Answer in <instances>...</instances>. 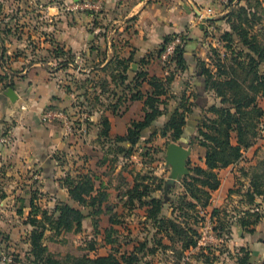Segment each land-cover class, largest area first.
Here are the masks:
<instances>
[{
    "label": "trees",
    "instance_id": "obj_1",
    "mask_svg": "<svg viewBox=\"0 0 264 264\" xmlns=\"http://www.w3.org/2000/svg\"><path fill=\"white\" fill-rule=\"evenodd\" d=\"M253 2L254 5L247 1L245 4L239 2L221 19L210 21L214 25L225 23L228 28L219 37V43L221 49L225 51V56H220L222 50L212 49L218 59L215 61L212 59L213 56H210V63H208L210 66L204 61L200 63L206 88L214 93L217 100L204 113L206 115H195L192 104L186 97L181 99L176 109L169 111V102L175 98L171 95L173 76L161 78L150 76L148 71L138 70L134 72L136 74L132 80V82L135 81V87H131L133 83H128L126 75V72L130 70L131 59L114 61V69L119 73L113 75V82L116 86L113 90L107 83H101V85L97 83L95 77L84 79L83 84H89L91 88L96 89L98 84L100 85V95L96 96L99 101H102L100 96L114 94L118 97L115 89H122L123 95L115 101L114 105H111V110L114 112L122 97L127 94L130 95V101H144L142 119L132 121L126 135H116L112 139L116 144L113 148L118 154L132 153L143 134L150 131L160 118L169 115L164 126L152 132L151 136L160 134L161 138L168 139L170 142L197 145L203 148L205 150L204 166L195 165L190 169L191 174L183 184V193L178 196L175 203H171L170 216L164 213L163 201L151 196L154 192L151 189L152 185L146 183L143 177L141 180L138 178L134 180L133 186L128 191L127 199L131 207L137 202L141 207H147L146 220L156 231L152 240L139 241L132 252L121 253L112 248L107 255L97 254L98 249L93 241L88 245V253H96L95 256L85 254L81 257H70L66 263H62L54 258L44 246L47 225L56 232H81L84 220L93 215L94 210L101 211L108 198L102 187L96 188V181L91 174L77 173L76 177L67 176L64 186L69 188L70 199L82 208L91 210L92 213L85 214L83 210L64 202L57 205L56 216H49L46 211L38 210L41 215L37 213V210L34 211L35 213L29 218V224L33 227L29 238L31 246L29 256L33 259V264H137L140 254L145 256L147 252V255H156L159 252L168 251L174 252L181 262L186 253L193 250L198 251L196 255H192L197 261L203 264H214L210 258L215 256L216 251L212 247H200L199 226L200 221L204 220L201 217V211L212 206V194L221 187L219 171L238 164L243 159L244 152L262 139L260 127L264 123V109L259 105V100L264 98V0ZM1 14L2 5L0 4ZM0 21L2 25H5L4 29H0V46H4L6 40L17 33L15 28L12 29L9 24L6 25L5 17ZM41 35L46 38L45 41L54 44L50 33L42 32ZM28 37L31 39L33 36L28 35ZM171 39L172 35L165 38L157 52L158 56L164 53ZM182 41L183 43L176 49L175 56L179 58L178 65L184 72L187 69L185 55L192 52V49L198 45V40L187 36L182 38ZM54 46L52 55L62 68H69L71 64H74L75 59L70 51ZM2 59L3 65L1 66H5L4 62L9 57L3 54ZM6 75L0 74V80L7 78ZM145 84L149 88L143 90ZM5 86L14 87L13 84ZM102 124L104 130L100 135L109 137L108 119L103 118ZM125 143L130 144V147L122 146ZM245 175L249 178L247 187L244 186L243 191L231 190L230 194L240 192L247 209L242 211V216L231 223V226L238 224L253 234L256 226L264 218L262 213L256 211L263 204L258 202V199L264 202V161ZM162 190L163 183H160L155 191ZM218 213L219 210L214 209L211 218L213 219ZM111 222L117 224L113 218ZM115 232L114 226L106 230V245L113 246L116 242L113 239ZM152 243L153 246L150 247ZM176 245L180 246L179 249ZM251 257V252L241 247L234 263L254 264Z\"/></svg>",
    "mask_w": 264,
    "mask_h": 264
},
{
    "label": "rangeland",
    "instance_id": "obj_2",
    "mask_svg": "<svg viewBox=\"0 0 264 264\" xmlns=\"http://www.w3.org/2000/svg\"><path fill=\"white\" fill-rule=\"evenodd\" d=\"M246 1L254 5V0H245V2ZM57 3L63 4L65 1L0 0V4L2 5L0 19L5 17L6 25L9 24L12 29L15 28V32L17 33L11 37L9 43L16 46L20 44L25 45L24 50L28 49V56L31 58H45L46 60H50V56L46 51H38L42 49L41 44L46 40L41 33H49L48 26L50 25L56 27V20L52 23L47 22L49 19L47 17L46 8L54 6V4ZM223 5L229 6L230 4L229 2H224ZM204 11L206 14L202 15L204 16L202 17V22L205 25L204 27H206V36H204L199 43L201 48L204 49V56H207L208 59H210V56H213L212 59L216 61L218 57L213 54L212 49L222 50L219 45V37L228 26L225 23L219 25L211 24L210 21L221 19L224 15L215 18L212 9H206ZM78 14H86V16L96 20L103 14V11L95 17L91 16L90 13ZM4 28L5 25H2V21H0V29L2 30ZM28 35L33 37L30 39ZM177 37L184 38L187 36L178 34L173 37L172 35L171 41ZM18 38L24 40V42L15 41V39ZM18 46V51L26 53L24 50H19ZM201 53L202 50L200 51V54ZM220 56H225L224 50L221 51ZM158 57L161 61L159 67L164 73H168L166 77L173 76L175 80V77L183 72L178 65L179 58L177 56L174 55L165 62L162 61V55ZM201 59L202 58L198 57L195 59L196 61H194L198 63L199 67L202 61ZM185 60L188 63L186 56ZM8 62L9 59L4 62V65L6 66ZM229 64L231 65L232 62L230 61ZM81 74L85 73L81 72ZM151 75L156 76V74L154 75V69ZM84 79V77L74 78L73 76H69L67 82L60 80L62 82L60 84L64 89L68 92H73L74 101L69 108L46 107L40 112V121L42 124L46 125L49 123L43 118L47 109L64 110L73 117V120L78 116V113L75 111L77 106H80L82 110L85 109L89 112H97L105 109L107 110L109 109V105L111 106L114 104L115 100H109V96H105L107 99L106 101H99L96 97L95 88H91L92 86L89 84L84 85ZM132 83L133 85L131 87L134 88L135 81ZM99 84L101 85V83ZM99 84L97 88H99ZM17 87L18 86H16V88ZM182 89L184 90L179 91V95H182L185 91L184 87H182ZM17 90L19 89L17 88ZM173 91L174 90L171 89V92ZM19 92L21 93L22 91ZM171 95L175 97L174 94ZM127 96L129 98L130 95L127 94ZM7 101V99L3 100L4 103H7ZM23 101L21 108L25 110L27 109L26 102L28 99L25 98ZM214 104L213 99L204 102V113ZM259 105L264 109V98L259 100ZM204 113L202 115H206ZM208 116L212 117L210 114H208ZM168 117L169 115L156 121L153 128L143 134L139 144L129 155L122 153L118 154L116 149L111 147L106 148V146L100 144L98 150L96 148H91L89 149L90 153L85 154V156L89 158L87 162H90L89 166H86V162L84 163V161H82L83 158L85 159L83 154H79V156H81L79 158L76 151L74 154L65 150L56 152V155H54L56 168L52 172L53 177L50 178H47L48 170H44L40 164L31 165L29 167L26 166V164H17L12 162V159H9V153L5 154L6 151L5 153H0V264H33V259L29 256L31 249L29 238L33 230V227L29 224V218L30 215L35 213L34 211L37 210L39 214L46 211L49 216H56L57 205L60 202H64L70 204L74 208L83 210L85 214L92 213L90 212L91 210L84 209L73 202L69 196V188L64 186L67 176L76 177L77 173L91 174L96 181V188L100 189L102 187V190L107 193L108 198L107 201L104 202L101 211L98 212L94 210V214L84 220L81 232H56L51 230L50 226L47 225L48 230L45 232L44 246L47 247L49 253L52 254L54 258L59 262L66 263L70 257H81L85 254L95 256L96 253H88V245L93 241H95L98 249L97 254L107 255L111 252L112 248L121 251V253L132 252L139 241H145V239L152 240L156 231L153 229L150 222L146 220L147 207H141L138 202L131 207L127 199V194L136 178L139 180H141L142 177L145 178V182L152 185L151 189L154 192H152L151 196L160 198L163 201L165 205L164 213L170 216L171 203H175L178 200V196L183 193V181L176 182L174 187L169 188L166 195L164 193L165 182L169 179L171 173V169L168 167L165 159L166 152L169 144L180 143L170 142L168 139L161 138L160 134L153 137L151 136L152 132L158 131L164 126ZM6 119L8 118L6 117ZM8 123L11 124V127L14 123L16 124V121H13V119L11 121L9 119ZM50 123H57L64 128L62 122L55 121ZM4 124H6V122ZM75 125H77V121L74 122V126ZM4 128L9 130L7 124L2 127L0 126V150L2 148L3 150L6 149L9 144V139L7 137L10 134L9 131L4 130ZM88 135H90V133H88ZM260 135L262 139L259 141L264 146V134L261 133ZM93 141L94 140H92V144ZM182 146L186 149H191V154L188 159L189 169L195 165L203 166L204 152L196 151L198 148L196 145L185 144ZM260 151L261 154L256 155V158L264 157V149L260 148ZM237 177L240 178L236 180V186L232 190L243 191V187L246 183L244 180L245 178L240 172ZM103 183H107V186L104 185L106 186L105 188L102 185ZM160 183H163V190L155 191L157 185ZM214 209H218L219 213L212 219L211 213ZM246 209L247 207L239 192L232 193V196L223 205H220V207H213L211 210L207 209L201 211V217H203L204 220L200 221L199 231L201 237L204 239L202 240V238H200L202 240L200 247H212L216 251L215 256H211L210 258L211 261L213 260L214 264H235V258L239 254L240 248L245 247L242 246L244 245L243 241H246L244 239L249 238L250 241L253 240L255 245L261 240L264 242V232H257L256 228L255 233L252 234L249 233L248 230H244L241 226L235 229L234 226L236 224L231 226V223L239 219V217L242 216V211ZM38 210L41 212H38ZM259 210V212L264 215L262 209L260 208ZM40 217L41 216H39V218ZM111 218H113L117 224H112ZM113 226L114 229H116V232L113 233V239L116 242L113 246L106 245V230L113 228ZM238 229L242 231L240 233L241 235H238ZM152 246L153 243L150 244V247ZM179 247V245H176V248L179 249ZM245 248L250 252L252 251L250 246H246ZM145 253V256L144 254H140L137 264H203L192 256L198 253L196 250L187 252L185 258L182 259L181 262H179V259H177L175 253L172 251L166 253L159 252L156 255H147V252ZM251 261L254 263L253 260ZM263 261L260 263L255 262V264H262Z\"/></svg>",
    "mask_w": 264,
    "mask_h": 264
},
{
    "label": "crops",
    "instance_id": "obj_3",
    "mask_svg": "<svg viewBox=\"0 0 264 264\" xmlns=\"http://www.w3.org/2000/svg\"><path fill=\"white\" fill-rule=\"evenodd\" d=\"M64 1L70 3L74 0ZM224 2H229L230 5L225 6ZM239 2L246 3L245 0H103V14L96 20L86 14H65L51 6L47 11L49 19L47 22L52 23L56 20V27L48 26L54 44L44 40V43L41 44L42 49L38 51H46L50 60L31 58L28 56V49L24 50L25 45L23 44L17 46L19 50H24L26 53L18 51L16 45L9 43L11 38L6 40L4 46H0V74H7V78L0 80V126L7 124L9 130H6V127L4 130L9 131L10 134L7 137L9 144L6 149L2 148L0 153L6 151L5 154L9 153V159L17 164H26L28 167L40 164L44 170H48L47 178L53 177L52 172L56 168L54 155L60 150L68 151L71 154L76 151L78 156L83 154L85 159L83 158L82 161L86 162V166H89L90 162H87L89 158L85 156L90 153L89 149L96 148L98 150L100 144L106 148H113L116 145L112 140L113 137L126 135L131 122L142 119L144 101H130L125 95L115 112L111 110L110 105L107 110L89 112L90 118L82 120L76 125L74 135H67L63 126L57 123L45 125L40 121V112L46 107L69 108L74 101L73 92L64 89L60 80L67 82L69 76L74 78L92 76L95 77L97 83H107L113 90L116 87L113 75L119 73L114 69V61L130 59V70L126 72L128 83L132 82L136 74L134 72L138 70L148 71L149 75L153 76L151 72L154 69V75L165 78L168 73H164L159 67L161 61L157 52L165 38L171 35L180 34L194 37L198 40V45L192 49V52L185 55L188 60L187 69L179 73L172 83L174 91L171 94H174L175 98L170 100L168 109L172 112L177 108L181 99L186 97L192 104L194 114H203L204 102L213 99L215 103L216 98L214 93L206 88L202 67L194 62L200 57L210 66L208 64L210 60L204 56V49L199 43L206 33L202 15L206 14L204 10L212 9L214 17L218 18L227 14ZM15 41L24 42V40L17 39ZM54 45L70 51L75 60L80 57L82 70L77 71L72 67L62 68L52 55ZM3 54L9 57L8 66H1L3 65ZM96 69L98 71H95ZM87 70L90 72L88 73ZM81 72L85 74H81ZM6 84H13L14 87H7ZM182 87L185 88V91L179 95V91L184 90ZM9 88L14 89L18 95L17 103L12 102L6 95ZM148 88L145 84L143 90ZM115 90L118 97L112 94L109 95V100L116 101L123 95L121 88ZM95 91L96 96H99L100 89L96 88ZM25 98L28 99L27 109L23 110L21 107ZM4 99L8 100L7 103L3 102ZM100 100L106 101L107 99L105 96H100ZM103 118H107L109 121V137L100 135L104 130ZM9 119L16 121V124L14 123L10 127ZM5 122L6 124H4ZM92 140H94L93 144ZM122 146L130 147V144L125 143ZM197 147L196 151L205 153L203 148ZM260 148L264 149V146L258 141L244 152L243 159L238 164L219 171L222 184L217 191L213 192L212 206L208 210L220 207L232 196L230 191L234 189L236 180L240 178L237 177L239 172L243 174L246 181L245 187H247L249 178L245 174H249L264 161V157L256 158V155L261 154ZM102 185L107 186V183ZM258 202L263 203L261 209L264 213L263 200L258 199ZM237 227L240 226L236 224L234 228L237 229ZM256 231L264 232V218L256 226ZM240 233L241 230L238 229V235H241ZM244 240L246 241H243L244 245L242 246L252 248L251 260L254 264L262 262L264 260V242L261 240L255 245L249 238Z\"/></svg>",
    "mask_w": 264,
    "mask_h": 264
},
{
    "label": "built area",
    "instance_id": "obj_4",
    "mask_svg": "<svg viewBox=\"0 0 264 264\" xmlns=\"http://www.w3.org/2000/svg\"><path fill=\"white\" fill-rule=\"evenodd\" d=\"M55 9L58 11L65 13V14H78V13H90L91 16L95 17L101 14L103 11V0H80L78 2H70V3H57L54 5ZM51 7L46 8L48 11ZM182 44V38L177 37L176 39L172 40L167 46L162 54V61H168L171 57L175 55L176 49L179 45ZM220 45V44H219ZM74 64H71L70 67L76 69L77 71H81V59L80 57L73 62ZM79 69H78V67ZM89 73L90 70H87ZM76 113H78V116H76L75 119L72 120V116L64 111V110H58V109H47L44 113V120L47 122H55L59 121L64 124L65 131L67 135H74L76 125L74 126V122L77 121V124L85 119L90 118L89 111L82 110L80 106H77L75 109ZM261 133L264 134V123L260 127ZM257 211H260L259 209H256ZM202 238V237H201ZM204 238H202L203 240ZM201 240V239H200ZM200 241V243L202 242Z\"/></svg>",
    "mask_w": 264,
    "mask_h": 264
},
{
    "label": "water",
    "instance_id": "obj_5",
    "mask_svg": "<svg viewBox=\"0 0 264 264\" xmlns=\"http://www.w3.org/2000/svg\"><path fill=\"white\" fill-rule=\"evenodd\" d=\"M74 1L78 2L80 0ZM6 95L12 102H16L18 100V95L12 88L8 89ZM190 154L191 149H186L185 147L177 143L169 144L165 159L168 167H170L171 169V173L169 179L165 182V195L167 194L170 187H174L176 182H185V178L191 174V171L188 168V159L190 157Z\"/></svg>",
    "mask_w": 264,
    "mask_h": 264
}]
</instances>
